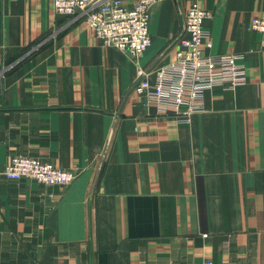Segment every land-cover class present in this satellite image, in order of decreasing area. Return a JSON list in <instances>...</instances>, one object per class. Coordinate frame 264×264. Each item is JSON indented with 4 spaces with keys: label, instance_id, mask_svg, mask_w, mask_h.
<instances>
[{
    "label": "crops",
    "instance_id": "crops-1",
    "mask_svg": "<svg viewBox=\"0 0 264 264\" xmlns=\"http://www.w3.org/2000/svg\"><path fill=\"white\" fill-rule=\"evenodd\" d=\"M192 1L152 5L131 57L51 0H0V264H264V36L248 29L264 0H199L202 54L242 55L247 82L207 91L189 125L132 91L173 59ZM21 156L75 178L7 180Z\"/></svg>",
    "mask_w": 264,
    "mask_h": 264
},
{
    "label": "built area",
    "instance_id": "built-area-1",
    "mask_svg": "<svg viewBox=\"0 0 264 264\" xmlns=\"http://www.w3.org/2000/svg\"><path fill=\"white\" fill-rule=\"evenodd\" d=\"M162 0H138L126 7L122 0H51L54 15L82 18L101 46L139 57L151 45L148 29L149 9ZM210 13L199 0L189 5L182 34L174 43L173 59L161 66L138 67L132 91L161 115L171 116L176 124L189 125L191 118L205 111L204 94L216 87L233 91L247 82L242 55L204 56L202 46H210L203 23ZM248 29L264 36V18L254 17ZM264 47V40L261 41ZM10 66L0 67L1 82ZM9 181L23 178L45 186H68L74 175L26 156L12 158L2 169ZM202 237L206 238V235Z\"/></svg>",
    "mask_w": 264,
    "mask_h": 264
},
{
    "label": "water",
    "instance_id": "water-1",
    "mask_svg": "<svg viewBox=\"0 0 264 264\" xmlns=\"http://www.w3.org/2000/svg\"><path fill=\"white\" fill-rule=\"evenodd\" d=\"M152 67H153V66H151L150 68H152ZM136 82H137V81L134 82V84H133V86H132V89H133V87L135 86Z\"/></svg>",
    "mask_w": 264,
    "mask_h": 264
}]
</instances>
